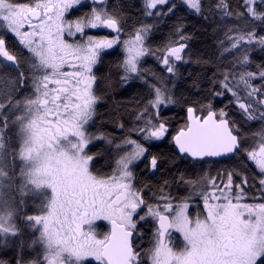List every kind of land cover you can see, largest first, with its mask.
<instances>
[{
    "label": "snow or ice",
    "instance_id": "6c2138e0",
    "mask_svg": "<svg viewBox=\"0 0 264 264\" xmlns=\"http://www.w3.org/2000/svg\"><path fill=\"white\" fill-rule=\"evenodd\" d=\"M0 264H264V0H0Z\"/></svg>",
    "mask_w": 264,
    "mask_h": 264
},
{
    "label": "trees",
    "instance_id": "16d2710c",
    "mask_svg": "<svg viewBox=\"0 0 264 264\" xmlns=\"http://www.w3.org/2000/svg\"><path fill=\"white\" fill-rule=\"evenodd\" d=\"M190 19H194V18H190ZM189 31H192L191 27H189ZM209 32H210V29H209ZM205 45H211V38L206 36L204 33L197 31L196 36H195L194 40L192 41V49H193V53H194L193 59L196 58L195 54L198 52H203L205 54V56L208 55V52L211 49L206 48ZM185 68H186V70H190L193 73V75L203 71V69L201 67L196 66V65H186ZM115 99L122 100V99H125V97L117 95L115 97Z\"/></svg>",
    "mask_w": 264,
    "mask_h": 264
}]
</instances>
